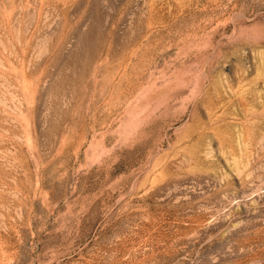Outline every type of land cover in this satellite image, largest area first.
Here are the masks:
<instances>
[{
	"label": "rangeland",
	"instance_id": "1",
	"mask_svg": "<svg viewBox=\"0 0 264 264\" xmlns=\"http://www.w3.org/2000/svg\"><path fill=\"white\" fill-rule=\"evenodd\" d=\"M0 264H264V0H0Z\"/></svg>",
	"mask_w": 264,
	"mask_h": 264
}]
</instances>
